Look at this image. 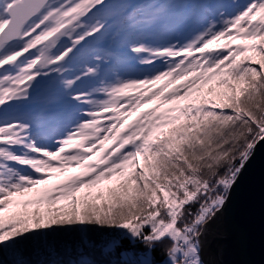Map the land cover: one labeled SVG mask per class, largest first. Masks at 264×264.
Listing matches in <instances>:
<instances>
[{
	"label": "snow or ice",
	"instance_id": "snow-or-ice-1",
	"mask_svg": "<svg viewBox=\"0 0 264 264\" xmlns=\"http://www.w3.org/2000/svg\"><path fill=\"white\" fill-rule=\"evenodd\" d=\"M262 142L264 0H0V264H217Z\"/></svg>",
	"mask_w": 264,
	"mask_h": 264
},
{
	"label": "water",
	"instance_id": "water-1",
	"mask_svg": "<svg viewBox=\"0 0 264 264\" xmlns=\"http://www.w3.org/2000/svg\"><path fill=\"white\" fill-rule=\"evenodd\" d=\"M207 239L217 264H264V142L245 163Z\"/></svg>",
	"mask_w": 264,
	"mask_h": 264
},
{
	"label": "rangeland",
	"instance_id": "rangeland-1",
	"mask_svg": "<svg viewBox=\"0 0 264 264\" xmlns=\"http://www.w3.org/2000/svg\"><path fill=\"white\" fill-rule=\"evenodd\" d=\"M221 42H223V41H221ZM237 41H233V43H236ZM43 43V42H42ZM36 47H39V45H37ZM211 47V46H210ZM28 51H33V49H29ZM27 55V52H25V53H22L21 54V56H26ZM193 55H198L197 53H193ZM21 57H17V59H20ZM7 65H5L4 67H6ZM167 79V78H166ZM28 83V81H24V83L23 84H21L20 85V87L21 88H23L24 87V84H27ZM162 83H164V81L162 80V81H157L156 82V84H153V85H151V87L152 88H156V87H158L160 84H162ZM176 83H179V81H176ZM149 86H140V87H138V88H135V89H127V90H125L126 91V93L128 94V95H135L136 94V92H138V91H142V90H146L147 88H148ZM168 87L170 88L171 87V85H168ZM165 90H167V89H165ZM7 102V101H6ZM154 103V102H153ZM152 105L151 104H143L142 106H141V108L140 109H138L137 111H142L143 109H145V108H148V107H151ZM126 107V106H125ZM119 113H115L114 115H118ZM135 116H136V112H133L132 113V115H130V116H128L127 117V120H132V119H134L135 118ZM97 119H98V121L100 122V124L101 125H103V123H105V121H104V119H103V114H101L100 116H98L97 117ZM111 143H112V141H106L105 143H104V148H108L110 145H111ZM72 171H76V169H72Z\"/></svg>",
	"mask_w": 264,
	"mask_h": 264
},
{
	"label": "trees",
	"instance_id": "trees-1",
	"mask_svg": "<svg viewBox=\"0 0 264 264\" xmlns=\"http://www.w3.org/2000/svg\"><path fill=\"white\" fill-rule=\"evenodd\" d=\"M93 235H95V233H93ZM153 255L156 260H161L163 258V245H158L157 251L154 252ZM35 259H39V257H35Z\"/></svg>",
	"mask_w": 264,
	"mask_h": 264
}]
</instances>
